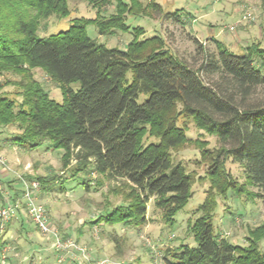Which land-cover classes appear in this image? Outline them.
Returning <instances> with one entry per match:
<instances>
[{
  "label": "trees",
  "instance_id": "16d2710c",
  "mask_svg": "<svg viewBox=\"0 0 264 264\" xmlns=\"http://www.w3.org/2000/svg\"><path fill=\"white\" fill-rule=\"evenodd\" d=\"M88 1L98 14L111 0ZM113 1L107 17L76 18L67 29L40 38L38 20L67 15V0H0V72L22 75L19 101L1 91L7 82L0 83V124H17L20 131L12 141L18 146L36 149L48 141L65 151L64 160L73 158L79 171L90 167L126 182L127 201L99 220L140 226L149 198L164 222L172 223L191 196V174L171 158L172 149L189 141L178 118H189L215 135L219 146L209 154V187L188 225L196 245L166 248L163 264H264L259 246L264 223L248 230L246 245L213 232L217 198L239 193L224 168L227 158L242 166L246 182L258 190L248 195L264 205V99L250 100L264 86V50L252 44L238 55L213 38L216 49L208 51L194 39L201 53L194 68L172 54L161 37L138 39V27L125 49L106 47L87 35L86 25L95 23L99 34L128 30L127 15L138 6V0ZM34 67L59 82L60 102L32 79L28 70ZM77 81L79 89L68 87ZM140 94L147 95L143 102H137ZM151 136L158 142L144 141ZM37 179L46 188V180Z\"/></svg>",
  "mask_w": 264,
  "mask_h": 264
},
{
  "label": "rangeland",
  "instance_id": "374dc122",
  "mask_svg": "<svg viewBox=\"0 0 264 264\" xmlns=\"http://www.w3.org/2000/svg\"><path fill=\"white\" fill-rule=\"evenodd\" d=\"M150 1L138 0L135 14L127 15L128 30L99 34L98 26L88 23L87 35L106 47L123 50L136 33L133 28L138 27L142 31L138 39L161 37L172 54L194 68L201 61L194 39L208 51L216 49L213 38L238 55L252 44L264 50V3L260 0H154L159 10L153 9ZM114 3L111 0L101 6L97 14V7L88 0H67L68 14L38 20L37 35L44 38L65 30L76 18L107 17L114 12ZM11 22L16 24L15 20ZM28 72L51 98L62 100L57 80L39 67ZM21 79L19 73L0 72V83H8L1 91L19 101L17 83ZM68 87L76 91L79 82ZM146 98V94H140L137 102ZM263 99L264 86H259L250 100ZM178 124L184 126L189 141L172 149L171 158L191 174V196L172 223L164 222L161 210L149 198L146 222L140 226L111 225L99 220L111 208L127 201L130 190L126 182L107 179L90 167L79 171L73 158L64 160L65 151L52 148L48 141L36 149L18 146L12 141L20 131L17 124H0V211L6 207L13 210L11 217H0V264H163L161 257L166 248L195 246L188 225L197 216L196 210L209 187V154L219 142L187 117L179 116ZM144 141L156 143L158 138L151 136ZM224 168L239 193L230 191L217 198L213 232L232 243L246 245L248 230L264 223V205L259 197L248 195L258 190L246 182L239 163L227 158ZM37 177L46 180V188L41 187ZM26 188L30 192L27 196ZM27 201L41 207L42 219L51 231L38 226L27 209ZM259 246L264 252V236Z\"/></svg>",
  "mask_w": 264,
  "mask_h": 264
},
{
  "label": "built area",
  "instance_id": "2783aa9c",
  "mask_svg": "<svg viewBox=\"0 0 264 264\" xmlns=\"http://www.w3.org/2000/svg\"><path fill=\"white\" fill-rule=\"evenodd\" d=\"M32 188H36V183H32ZM27 193V194H26ZM29 190L26 188L25 194L26 196L28 195ZM27 209H29V212L31 214V216L33 217V219L36 221V223L38 224V226L44 230V231H51V229L49 228V225L46 224V222L42 219V209L40 206H37L36 204H34L32 201H27ZM12 209L10 207H6L3 208L0 211V217L1 220H5L8 217H11V213H12ZM54 231V230H53ZM52 231V234L54 235V232ZM105 264H107L106 261H104Z\"/></svg>",
  "mask_w": 264,
  "mask_h": 264
}]
</instances>
